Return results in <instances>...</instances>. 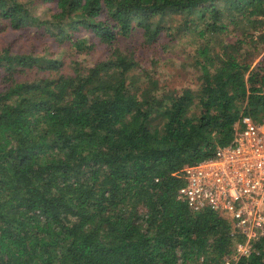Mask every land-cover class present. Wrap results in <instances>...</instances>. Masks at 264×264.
<instances>
[{
  "label": "trees",
  "instance_id": "16d2710c",
  "mask_svg": "<svg viewBox=\"0 0 264 264\" xmlns=\"http://www.w3.org/2000/svg\"><path fill=\"white\" fill-rule=\"evenodd\" d=\"M37 3L0 0V39L60 55L84 28L106 56L2 44L0 264H264V238L234 260L231 223L177 199L188 167L264 122V0H56L49 20ZM169 12L197 35V88L152 76Z\"/></svg>",
  "mask_w": 264,
  "mask_h": 264
},
{
  "label": "built area",
  "instance_id": "2783aa9c",
  "mask_svg": "<svg viewBox=\"0 0 264 264\" xmlns=\"http://www.w3.org/2000/svg\"><path fill=\"white\" fill-rule=\"evenodd\" d=\"M235 129L229 145L186 169L177 199L193 212L211 210L227 219L232 236L242 239L234 248L238 260L264 238V122L244 118Z\"/></svg>",
  "mask_w": 264,
  "mask_h": 264
},
{
  "label": "rangeland",
  "instance_id": "374dc122",
  "mask_svg": "<svg viewBox=\"0 0 264 264\" xmlns=\"http://www.w3.org/2000/svg\"><path fill=\"white\" fill-rule=\"evenodd\" d=\"M35 7V15L39 16L42 20H49L56 9L57 4L56 0H38ZM183 19L184 16L175 12H169L163 17H155L153 20L154 22H157L160 27H163L164 31L162 37L155 43V46H157L160 51H158L157 55L152 54V56L149 57V60L152 63H156L157 66V68H154L155 70L151 73L154 78L161 81V86L165 89H172V87L181 89L187 87L192 82L194 83L193 86L195 85L194 87L197 88L196 85L199 83V73L196 71V67H194V52L198 45V42H196L197 35H195L194 30H191L189 27L185 30ZM195 25L198 29L201 25L200 21H197ZM141 31L142 29H138L137 35H139ZM71 35L73 41L79 39L84 41L86 46L84 49L80 50L77 47H74L72 50L67 49L68 51L70 50L69 53L63 52L60 54L67 57L69 56V62L78 61L81 66L89 67L94 61L106 56L104 50L101 49L99 45H93L95 39L86 29L79 28L76 31L71 32ZM17 36L21 35L18 34ZM17 36H6L5 38L0 39V51L2 49V44L9 46V44L12 43L11 47L13 49L27 52L32 50V47H35L34 51H37L40 55L44 53L46 58L51 57L53 53H57L56 58L58 59L59 54L57 51L54 52V48H45L46 46L44 47L43 43L39 41L32 45V40L23 36L19 37V39H14ZM220 38L225 44L236 40L234 35H231L228 40L224 39L223 35H221ZM53 57L55 58V56ZM259 59L256 62H258ZM62 61L64 62L65 60L61 59V64H63ZM42 74L48 73L42 72ZM189 264L196 263L189 262Z\"/></svg>",
  "mask_w": 264,
  "mask_h": 264
}]
</instances>
